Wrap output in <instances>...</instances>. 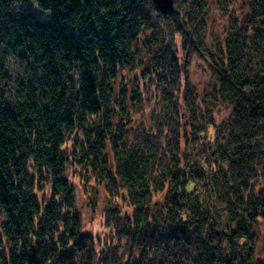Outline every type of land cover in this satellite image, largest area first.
I'll return each mask as SVG.
<instances>
[{
  "label": "trees",
  "instance_id": "1",
  "mask_svg": "<svg viewBox=\"0 0 264 264\" xmlns=\"http://www.w3.org/2000/svg\"><path fill=\"white\" fill-rule=\"evenodd\" d=\"M35 1L48 22L0 0V77L18 91L13 107L0 99V264H264V0L213 48L205 0L166 13L152 0ZM139 36L165 102L148 130L118 84ZM193 52L213 68L203 101L183 74ZM67 172L126 198L127 211L107 205V244L82 230Z\"/></svg>",
  "mask_w": 264,
  "mask_h": 264
},
{
  "label": "rangeland",
  "instance_id": "2",
  "mask_svg": "<svg viewBox=\"0 0 264 264\" xmlns=\"http://www.w3.org/2000/svg\"><path fill=\"white\" fill-rule=\"evenodd\" d=\"M6 1L9 3L11 10L18 15L28 13L43 22H48L50 19V11L41 8L35 0H29L27 3H19L15 0ZM205 1L207 5L206 11L209 16L207 22V43L212 45L213 48L215 44L217 45L219 42H222V36L230 28L232 18L239 20L244 18V14L249 10L248 0ZM145 35H148L147 30ZM138 39L137 46L133 48L135 57L128 69L122 72V77L118 79V84L126 83L128 90L132 89V91H128L127 93V101L130 100V103L128 102L129 111L133 118L132 124L134 127L146 124V129L148 130L154 128L152 126L154 124V113L156 110H164L165 102L160 96L154 98V92L158 93L160 90L154 89L155 86L150 81L148 72H146V70H151L150 66L153 65L149 64L147 66L145 62L151 53V48L145 41L149 40L140 36ZM174 41L178 45L177 38ZM6 63L10 76L21 73V71H18V63L15 58H7ZM183 74L187 75L188 81L194 86L200 101H203L206 98L207 90L213 79V68L210 65L208 56L193 52L188 58ZM0 99H3L10 107H13L17 103L18 91L12 79L6 80L0 77ZM202 105H204L203 102ZM226 113L227 110L224 107L218 106L213 114L216 122H220L221 117L226 116ZM188 114V111L184 108L183 121H186L185 119L186 117L188 118ZM258 175L255 188L262 186L261 173H258ZM67 177L74 190V207L80 213L82 230L94 236L98 235L102 243L104 245L107 244L111 238V227L106 224L107 205L114 202L123 211H127L129 207L127 206L128 202L126 198L122 197L121 194L110 198L103 184L95 181L93 177L84 180L77 174L72 175L70 172H67ZM48 193V185L37 191L40 198L47 196ZM162 198L163 193L157 192L153 194L152 200L161 201ZM254 232L257 236L256 253L261 260H264V218L257 221ZM97 245L100 248L102 244L97 242Z\"/></svg>",
  "mask_w": 264,
  "mask_h": 264
},
{
  "label": "water",
  "instance_id": "3",
  "mask_svg": "<svg viewBox=\"0 0 264 264\" xmlns=\"http://www.w3.org/2000/svg\"><path fill=\"white\" fill-rule=\"evenodd\" d=\"M160 12L166 13L174 9V0H152Z\"/></svg>",
  "mask_w": 264,
  "mask_h": 264
}]
</instances>
